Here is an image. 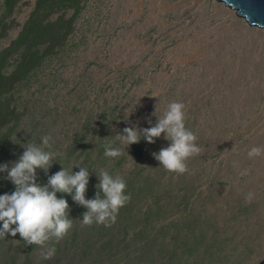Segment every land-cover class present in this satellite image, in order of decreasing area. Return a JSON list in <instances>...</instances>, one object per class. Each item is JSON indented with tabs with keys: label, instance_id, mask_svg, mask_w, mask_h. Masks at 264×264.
Wrapping results in <instances>:
<instances>
[{
	"label": "rangeland",
	"instance_id": "rangeland-1",
	"mask_svg": "<svg viewBox=\"0 0 264 264\" xmlns=\"http://www.w3.org/2000/svg\"><path fill=\"white\" fill-rule=\"evenodd\" d=\"M54 1L78 10L62 44L38 46V63L0 91V164L50 135L58 161L47 174L37 170L38 183L62 165L79 171L71 167L79 163L90 173L86 199L95 198L102 171L121 175L131 199L111 226H81L86 209L57 193L73 228L48 242L54 257L42 259L40 246L6 234L0 264H264V156H247L264 141V31L247 29L212 0H170L160 10L154 0ZM35 2L0 0L3 76L22 58L21 47L5 51ZM173 101L186 105V127L203 148L183 175L152 155L170 143L163 134L129 146L116 138L125 127L154 125L152 113ZM106 144L123 155L106 157ZM6 176L0 172V195L15 190Z\"/></svg>",
	"mask_w": 264,
	"mask_h": 264
},
{
	"label": "clouds",
	"instance_id": "clouds-1",
	"mask_svg": "<svg viewBox=\"0 0 264 264\" xmlns=\"http://www.w3.org/2000/svg\"><path fill=\"white\" fill-rule=\"evenodd\" d=\"M185 109L186 105L182 102H170L162 115L158 116L157 110L152 113L156 117L154 125L143 129L125 127L124 135L116 138L129 146L138 143L141 137L150 144L155 143L156 138L163 134V138L170 143L152 155L166 171L183 175L189 171V159L203 154V148L197 143V135L186 127ZM148 122L152 123L151 120ZM23 147L25 150L18 160L11 165L0 164V172H6V179L15 186L10 194L0 195V221L3 222L0 237L6 234L15 237L18 233L28 246H40L42 259H51L56 253L55 246L48 247V242L58 243L73 228L69 203L62 196L58 197L57 193L71 195L73 201L86 209L82 213L81 226H111L120 209L131 199V195L126 194L125 179L121 175H110L107 171L98 175L95 198L86 199L90 173L89 168L79 163L71 166L72 169L74 166L79 167L76 172L69 171L61 164V170L49 175L47 183L41 185L37 182V170L47 174L53 163L58 161L59 153L51 150L52 137L45 135L41 143H27ZM104 147L106 157L117 158L123 155L119 148L111 144ZM247 156L250 159L264 156V146H252ZM233 164L237 166L236 162ZM254 197L255 193L248 192L246 203H250Z\"/></svg>",
	"mask_w": 264,
	"mask_h": 264
},
{
	"label": "trees",
	"instance_id": "trees-1",
	"mask_svg": "<svg viewBox=\"0 0 264 264\" xmlns=\"http://www.w3.org/2000/svg\"><path fill=\"white\" fill-rule=\"evenodd\" d=\"M6 1L7 3L13 2V0ZM41 9L45 10L42 14L39 13ZM67 9H71L73 12L70 17L64 18L63 12ZM77 10L78 6L75 5V2L60 5L58 1L54 0H36L35 8L19 36L11 47L5 51V54H8L12 48L15 51L21 47L23 54L11 74L3 76L0 73V91L10 89L15 81L22 78L32 66L38 63L41 57L37 49L38 46L45 45L47 51H49L62 44L66 35L71 31V18ZM51 14H57V16L54 19H50ZM2 116L4 117V115L0 114V123Z\"/></svg>",
	"mask_w": 264,
	"mask_h": 264
},
{
	"label": "water",
	"instance_id": "water-1",
	"mask_svg": "<svg viewBox=\"0 0 264 264\" xmlns=\"http://www.w3.org/2000/svg\"><path fill=\"white\" fill-rule=\"evenodd\" d=\"M229 13L238 16V22H246L250 30L264 31V0H212Z\"/></svg>",
	"mask_w": 264,
	"mask_h": 264
},
{
	"label": "bare ground",
	"instance_id": "bare-ground-1",
	"mask_svg": "<svg viewBox=\"0 0 264 264\" xmlns=\"http://www.w3.org/2000/svg\"><path fill=\"white\" fill-rule=\"evenodd\" d=\"M155 2L154 3H156V4H158V7H159V10L162 8V7H164V6H169L168 4L169 3H171L172 1H170V0H154ZM157 1H159V2H157ZM140 4V3H139ZM134 7V6H133ZM155 7V6H154ZM161 7V8H160ZM165 8V7H164ZM163 9V8H162ZM137 12V11H136ZM151 11H149V13H150ZM134 14V13H133ZM132 14V15H133ZM152 16V15H151ZM148 20V19H147ZM259 146H264V141H263V143H260L259 144Z\"/></svg>",
	"mask_w": 264,
	"mask_h": 264
}]
</instances>
